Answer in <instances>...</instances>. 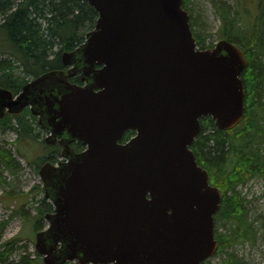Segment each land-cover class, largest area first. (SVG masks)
Masks as SVG:
<instances>
[{"label":"water","instance_id":"95a60500","mask_svg":"<svg viewBox=\"0 0 264 264\" xmlns=\"http://www.w3.org/2000/svg\"><path fill=\"white\" fill-rule=\"evenodd\" d=\"M87 2L98 18L62 54L67 70L0 87V121L29 107L63 149L39 170L54 211L36 251L44 264H202L223 196L191 147L203 117L244 119L245 53L227 39L200 49L183 0Z\"/></svg>","mask_w":264,"mask_h":264},{"label":"trees","instance_id":"16d2710c","mask_svg":"<svg viewBox=\"0 0 264 264\" xmlns=\"http://www.w3.org/2000/svg\"><path fill=\"white\" fill-rule=\"evenodd\" d=\"M209 1L221 20L219 36L239 45L248 60L243 74L246 114L230 130H220L211 117H203L201 131L191 148L199 164L209 171L211 184L223 196L215 216V234L219 241L215 256H227V261L237 264L228 249L244 241L252 231L247 221L246 199L240 189L251 180L264 178V0H259V11L252 24L245 22L239 8L226 0ZM190 5V0H183V7L189 13L192 12ZM190 16L198 46L213 48L214 45L207 46V38L194 31L195 20L192 13ZM97 18V11L87 0H0V87L16 95L30 78L65 70L62 54L75 50L85 41L86 32L94 29ZM73 82L83 85L80 77ZM9 129L17 133L18 143L37 142L42 134L37 118L29 109L21 115L7 114L0 121V130ZM43 145L48 156L45 154L44 159L52 162L61 157L59 146H48L45 142ZM44 159L32 160L31 167L38 170ZM22 169L12 149L0 143V180L5 171L16 175ZM36 208L38 215L33 226L43 230V218L54 211V206L43 197ZM21 213L30 222L24 207ZM21 241L20 236L6 243L0 240V264H35L36 259H30L26 251H22L19 260L12 258L16 244ZM202 264L212 263L208 260Z\"/></svg>","mask_w":264,"mask_h":264},{"label":"rangeland","instance_id":"374dc122","mask_svg":"<svg viewBox=\"0 0 264 264\" xmlns=\"http://www.w3.org/2000/svg\"><path fill=\"white\" fill-rule=\"evenodd\" d=\"M226 1L229 5L239 8L245 17V22H253L258 14L259 0ZM190 3L191 13L195 20L194 31L197 35L207 38V46H215L222 38L218 34L221 20L214 6L209 0H190ZM199 48L202 49L201 46ZM46 137L47 133L43 132L37 142H29L28 140L18 143V136L15 131L11 129L0 130V143L12 149L23 166V169L16 175L6 171L2 173V180H0V240L1 243H6L20 236L23 241L16 244L12 258L19 260L22 251H26L25 254L30 259H36L35 264H44L43 258L36 254L35 247L36 234L41 230H36L33 223L38 215L37 203L45 197L39 170L47 161L44 159L46 150L43 145ZM36 158L44 159L40 162L38 170L30 165L31 161L36 160ZM58 160L59 158L52 162L57 164ZM39 187L41 188L39 189ZM240 191L246 199L247 221L252 231L249 237H245L244 241L237 242L228 249V252L234 255L237 264H264V178L251 180ZM23 207L29 214L30 222H26L24 214L21 213ZM43 226L44 228L48 226L45 217L43 218ZM227 258V256L217 255L210 261L212 264H232L227 261ZM71 263L75 264L76 262Z\"/></svg>","mask_w":264,"mask_h":264},{"label":"flooded vegetation","instance_id":"af4514ba","mask_svg":"<svg viewBox=\"0 0 264 264\" xmlns=\"http://www.w3.org/2000/svg\"><path fill=\"white\" fill-rule=\"evenodd\" d=\"M65 70H67V68H65ZM76 78V77H75ZM73 79L74 78H70V81L71 82H73ZM33 80V79H32ZM73 83H75V82H73ZM26 109H29L30 110V108L29 107H27ZM25 109V110H26ZM24 110V111H25ZM23 111V112H24ZM22 112V113H23ZM22 113H20V114H11V115H21ZM37 118V117H36ZM37 123H38V118H37ZM38 125H39V127H40V129L42 130V133L43 132H46L47 133V137L45 138V140H44V142L48 145V146H59L60 148H61V153H62V147L60 146V144H58V143H55V144H50L48 141H47V138L51 135V132L49 131V130H47V129H45V128H42V126H40V124L38 123ZM135 136V134H127L126 136H125V138L123 139V143H125V142H128L132 137H134ZM57 141H60V139L58 138L57 139ZM70 146H71V148L76 152V153H80V152H83V151H85L86 149H87V147L86 146H84V145H82V144H80V143H78V142H72L71 144H70ZM46 158H48V156L46 155L45 156ZM62 160V156L59 158V160H58V162L59 161H61ZM47 162V161H46ZM51 162V161H50ZM57 162V163H58ZM216 221V220H215ZM216 226H217V223H216ZM215 226V227H216Z\"/></svg>","mask_w":264,"mask_h":264}]
</instances>
